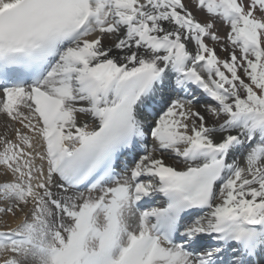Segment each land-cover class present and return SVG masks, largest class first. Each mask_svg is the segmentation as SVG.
Returning a JSON list of instances; mask_svg holds the SVG:
<instances>
[{"label": "snow or ice", "instance_id": "6c2138e0", "mask_svg": "<svg viewBox=\"0 0 264 264\" xmlns=\"http://www.w3.org/2000/svg\"><path fill=\"white\" fill-rule=\"evenodd\" d=\"M0 264H264V0H0Z\"/></svg>", "mask_w": 264, "mask_h": 264}, {"label": "rangeland", "instance_id": "374dc122", "mask_svg": "<svg viewBox=\"0 0 264 264\" xmlns=\"http://www.w3.org/2000/svg\"><path fill=\"white\" fill-rule=\"evenodd\" d=\"M198 16L200 17V18H203V14L201 13V14H198ZM226 28L225 27H223V26H220V34L221 35H223L225 32H226Z\"/></svg>", "mask_w": 264, "mask_h": 264}]
</instances>
